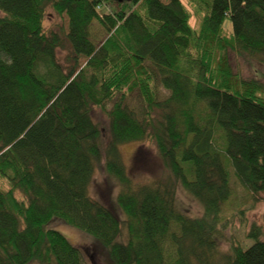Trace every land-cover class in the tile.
<instances>
[{
	"label": "trees",
	"instance_id": "trees-1",
	"mask_svg": "<svg viewBox=\"0 0 264 264\" xmlns=\"http://www.w3.org/2000/svg\"><path fill=\"white\" fill-rule=\"evenodd\" d=\"M105 1L111 9L0 0V264H83L78 247L45 228L53 218L92 236L113 264H264V210L251 245L221 248L232 193L224 160L252 198L264 192L263 88L256 79L234 86L227 61L233 52L264 64V0ZM47 8L67 31H44ZM106 105L102 148L90 110ZM145 140L170 176L135 184L119 146ZM100 162L120 185L122 220L89 194ZM177 183L200 216L177 208Z\"/></svg>",
	"mask_w": 264,
	"mask_h": 264
},
{
	"label": "rangeland",
	"instance_id": "rangeland-1",
	"mask_svg": "<svg viewBox=\"0 0 264 264\" xmlns=\"http://www.w3.org/2000/svg\"><path fill=\"white\" fill-rule=\"evenodd\" d=\"M184 4L186 0H181ZM101 8L105 10L111 9V4L105 0L101 4ZM2 13L0 12V17ZM191 25L197 26L198 19L191 18ZM44 31L50 32H64L67 31V19L64 15H58L51 8H47L43 21ZM223 28L230 33L231 22L228 19L224 20ZM94 40L100 42L104 36V31L96 24L93 25ZM57 56L60 62L64 59V51L57 50ZM228 66L234 74L232 82L234 86L239 85L240 80L248 81L256 79L263 90L258 91V95L264 100V64L258 59L249 57L247 55H236L233 52L228 53ZM161 87V86H160ZM161 96H167V92L159 89ZM136 93H131L136 97ZM110 105L104 108L91 106L90 115L96 123L101 134V147L107 144L109 139V120L107 111ZM156 112L153 116H157ZM121 159L127 169L128 175L132 178L135 184L144 183L157 178H167L170 176L168 170L163 166L154 142L145 140L139 143H127L119 146ZM225 166L229 173V185L231 186V196L223 204L222 207V226L224 231V240L221 242V248L227 249L230 241H241L243 247H248L253 243V240L247 238V234L251 225L254 223L258 226H263L262 212L264 210V192L256 195L254 198L249 191L243 188L236 180L232 166L224 160ZM99 174L101 181L95 179ZM0 189L7 190V181L0 178ZM120 185L112 178L104 169L103 162L95 166L94 172L89 184V194L96 199L98 194L99 201L107 207L119 219L124 216L119 209L116 201ZM175 203L177 208L188 214L189 216H200L203 212L201 204L187 191L180 183L175 187ZM45 228H53L59 231L65 238L74 246L78 247L83 255V264H113L109 257L107 250L100 245L92 236L73 228L60 219L53 218ZM126 237L124 233L117 238L118 241ZM30 264H39L31 262Z\"/></svg>",
	"mask_w": 264,
	"mask_h": 264
},
{
	"label": "clouds",
	"instance_id": "clouds-1",
	"mask_svg": "<svg viewBox=\"0 0 264 264\" xmlns=\"http://www.w3.org/2000/svg\"><path fill=\"white\" fill-rule=\"evenodd\" d=\"M95 179L98 180V181H101V177L99 176V174L96 175ZM116 195H117V194L114 192V193H113V197H115ZM96 199L99 200L98 194H97V196H96Z\"/></svg>",
	"mask_w": 264,
	"mask_h": 264
}]
</instances>
